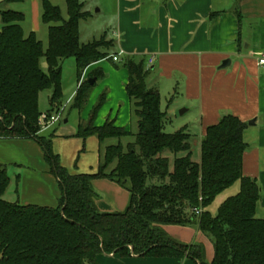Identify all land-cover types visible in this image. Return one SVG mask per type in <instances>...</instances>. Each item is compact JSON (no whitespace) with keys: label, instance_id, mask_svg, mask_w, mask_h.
<instances>
[{"label":"trees","instance_id":"obj_1","mask_svg":"<svg viewBox=\"0 0 264 264\" xmlns=\"http://www.w3.org/2000/svg\"><path fill=\"white\" fill-rule=\"evenodd\" d=\"M16 1L21 0H6L5 4ZM66 5L68 19L58 6L42 0V23L48 26L46 50L35 33L25 36V14L0 10V140L36 141L62 192L56 208L6 202L3 198L10 177L0 165V264H97L99 255L113 253L121 257H188L209 264L203 246L174 240L165 232L167 226L201 231L214 248L210 264H264V220L257 218L261 188L257 180L243 175L248 124L224 115L217 125L207 128L200 162H193L188 130L164 132L166 114L161 110L159 91L149 88L153 68L146 58L122 61L129 73L126 91L137 133L110 121L96 127L102 99L76 136L84 140L97 137L101 143L116 139L119 144L105 147L97 174L74 175L61 164L51 141L40 136V94L51 92L48 114L63 108L61 65L73 58L79 87L72 110L81 111L95 86L82 82L85 71L117 54L108 33L83 43L81 24L92 14L82 0H66ZM237 14L240 21L242 15ZM43 59L47 72L41 67ZM132 136L135 142L123 146L121 140ZM166 152L175 156L173 162L163 156ZM181 153L187 155L178 157ZM100 179L130 193L126 211H99L92 184ZM236 183H240V192L223 202L213 216L208 208ZM198 209L203 210L200 215L195 213Z\"/></svg>","mask_w":264,"mask_h":264},{"label":"crops","instance_id":"obj_2","mask_svg":"<svg viewBox=\"0 0 264 264\" xmlns=\"http://www.w3.org/2000/svg\"><path fill=\"white\" fill-rule=\"evenodd\" d=\"M5 1L0 0L1 7L16 12L18 8L15 6L29 3L30 14L25 13V16L31 15L33 27L24 33L26 37L31 33L38 37L42 22V0H21L9 4H5ZM49 1L58 7L60 3H66V0ZM82 2L86 4V11L92 14V10L97 9L96 15L103 16L100 36L96 39L108 33V39L115 42V55H120V62L126 57H135L146 58L149 64L152 59L150 66L157 71V77L167 81L163 86L170 88L171 93L181 88L178 93L188 109L185 113L194 109L197 114L196 119L201 125V141L207 128L217 125L224 115H233L248 124L244 133L248 150L243 159V175L257 180L264 191V65H259V59L264 55V0ZM237 12L242 15L240 21ZM94 18L92 14L89 20ZM104 61L87 68L82 82L94 69L104 66ZM104 70L110 73V78L91 91L81 111L74 110L77 113L73 124L71 118H67L64 126H60V121L42 129L40 133V136L51 141L54 154L74 175L97 174L102 153L109 146L106 143L109 140L105 142L106 145L97 137L84 140L76 136L79 126L89 121L93 109L102 99L103 105L97 114L95 126L103 127L110 121L116 127L132 132V104L126 91L129 73L111 71L107 67ZM78 87L79 84L77 90ZM154 89L159 93L161 91L160 88ZM76 94L77 91H73L67 98L66 107L73 103ZM251 122L254 124L250 125ZM0 165L7 168L9 177L11 175L16 183L13 200H5L6 192V202L49 208L59 206L62 198L59 182L51 173L45 154L36 141L0 140ZM11 177L9 187L12 184ZM92 185L98 195L95 203L99 211H126L130 202V193L126 189L103 179L95 180ZM259 205L264 209V197ZM164 230L178 242L203 246L206 262L212 263L213 245L201 231L178 226H167ZM97 264L199 263L188 257H121L113 253L99 255Z\"/></svg>","mask_w":264,"mask_h":264},{"label":"rangeland","instance_id":"obj_3","mask_svg":"<svg viewBox=\"0 0 264 264\" xmlns=\"http://www.w3.org/2000/svg\"><path fill=\"white\" fill-rule=\"evenodd\" d=\"M12 8V6H9ZM18 8L19 12H23L24 14H30V8H29V3H26V5H17L15 6ZM62 11V15L65 19H68V13H67V5L66 3L62 2L60 3L59 7ZM4 9L6 10L7 8L1 7L0 5V10ZM17 10V9H16ZM17 11V12H18ZM97 9L92 10V14L95 17L94 20H88V24H85V22L82 23V42L87 43L95 40L98 38V35L101 30V25L103 23V16H97L96 15ZM41 29L38 33V39L42 42L44 49L46 50L48 48V26L44 25L41 22ZM22 27L25 32H28L30 29L33 27V22L31 19V15H28L26 17V20L24 23H22ZM100 36V35H99ZM62 86H63V91H64V98H63V107L66 105V100L67 98L70 97V95L73 93V91H77V85H78V78H77V73H76V63L75 59H67L62 62ZM108 69H111V71L115 72H120V71H125L127 75V70L123 66L122 62H113L112 60H105L104 61V66H101V68L94 69L92 71L88 78L87 82L90 81H95V86L92 89L95 90L96 88L100 87V85L105 81L110 78V73L104 70L106 67ZM41 67L43 71L47 72L48 71V66L46 61L43 59L41 62ZM102 73L99 78L94 76L95 73ZM161 78L157 77V71L151 73L149 76L147 82L149 85V88H160V95H161V110L166 114V122H165V129L164 132L167 134H174L184 128H186L191 135V152H192V160L195 163H199L201 159V125L197 121L196 117L197 114L194 109H192L190 112L185 113L188 109H186L185 102L178 93V91H181V88L177 90L176 93H171L170 88H168L166 85L163 86V84L167 81H161ZM172 94V95H171ZM51 92H43L40 94L39 97V109L41 113H46L48 110H50L49 105H48V98L50 97ZM76 111L72 110V104L69 106H65V109L62 114V119L60 122V126H64V121L67 118H71V123L75 121L76 118ZM134 124L133 128L131 129L133 134L137 133V120L135 117H133ZM71 126V124H70ZM67 126V127H70ZM135 139L134 137H126L121 140V143L123 146H127L128 144L134 143ZM106 143H109L110 145H117L119 144V141L116 139H111L107 141ZM105 143V144H106ZM107 145V144H106ZM187 153H181L178 155V157H184L186 156ZM164 157H168L171 162L174 161L175 156L170 154L169 152H166L163 154ZM11 177V175H10ZM12 178V177H11ZM16 189V183L14 179L12 178V184L9 187L7 194L5 196V200L7 201H12L14 192ZM240 192V183H236L234 186H232L230 189H228L223 195H220L219 197L216 198L214 203L208 208V211L214 216L217 214L218 209L220 205L225 202L227 199L232 198L236 196ZM261 196L262 198L264 197V191L261 189ZM4 199V198H3ZM257 216L259 219L264 220V209H262V206H258V212Z\"/></svg>","mask_w":264,"mask_h":264},{"label":"built area","instance_id":"obj_4","mask_svg":"<svg viewBox=\"0 0 264 264\" xmlns=\"http://www.w3.org/2000/svg\"><path fill=\"white\" fill-rule=\"evenodd\" d=\"M119 56L120 55L113 56L112 61L115 63L119 62ZM152 63H153V60L150 59L149 66L152 65ZM259 65L261 66L264 65V55H262L261 58L259 59ZM64 109L65 107H63L58 113H54V114L44 113L39 120V126L42 129H45V128H48L60 122L62 119V114H63ZM202 212H203L202 209L195 210V213L197 215H200Z\"/></svg>","mask_w":264,"mask_h":264},{"label":"water","instance_id":"obj_5","mask_svg":"<svg viewBox=\"0 0 264 264\" xmlns=\"http://www.w3.org/2000/svg\"><path fill=\"white\" fill-rule=\"evenodd\" d=\"M95 82H96V80H95V81H90V84H91V85H94ZM249 124L252 125V124H254V122H251V123H249Z\"/></svg>","mask_w":264,"mask_h":264},{"label":"bare ground","instance_id":"obj_6","mask_svg":"<svg viewBox=\"0 0 264 264\" xmlns=\"http://www.w3.org/2000/svg\"><path fill=\"white\" fill-rule=\"evenodd\" d=\"M92 86V85H91Z\"/></svg>","mask_w":264,"mask_h":264}]
</instances>
